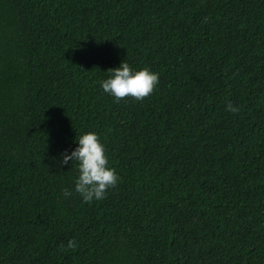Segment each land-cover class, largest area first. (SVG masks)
<instances>
[{"label": "trees", "instance_id": "1", "mask_svg": "<svg viewBox=\"0 0 264 264\" xmlns=\"http://www.w3.org/2000/svg\"><path fill=\"white\" fill-rule=\"evenodd\" d=\"M122 60L150 95L103 92ZM86 131L89 203L52 159ZM0 264H264V0H0Z\"/></svg>", "mask_w": 264, "mask_h": 264}, {"label": "clouds", "instance_id": "2", "mask_svg": "<svg viewBox=\"0 0 264 264\" xmlns=\"http://www.w3.org/2000/svg\"><path fill=\"white\" fill-rule=\"evenodd\" d=\"M98 83L104 93L116 100L132 97L139 101L153 92L159 83V73L147 67L137 69L122 60L118 67L108 69L106 78ZM226 109L233 113L238 111L231 103ZM73 143L75 148L71 152L65 150L59 154V159L52 158L57 167L69 165V162V166L75 164L73 189H62L63 195L67 197L75 191L85 203L104 199L107 190L115 187L119 179L115 169L109 166L105 145L95 131L76 135ZM67 246L74 248L76 243L69 240Z\"/></svg>", "mask_w": 264, "mask_h": 264}]
</instances>
